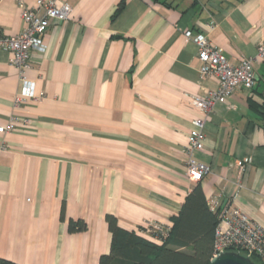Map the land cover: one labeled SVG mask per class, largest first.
Returning a JSON list of instances; mask_svg holds the SVG:
<instances>
[{"label": "crops", "instance_id": "0c3cea01", "mask_svg": "<svg viewBox=\"0 0 264 264\" xmlns=\"http://www.w3.org/2000/svg\"><path fill=\"white\" fill-rule=\"evenodd\" d=\"M36 0H25L33 4ZM46 51L20 92L12 53L0 51V257L19 264H99L114 215L129 230L172 227L193 185L209 205L239 207L264 227V62L252 88L218 102L205 125L210 165L187 175L194 97L218 87L201 72L204 34L233 63L264 41V0H60ZM25 27L15 0H0V32ZM241 161V167L238 162ZM82 219L85 230H69Z\"/></svg>", "mask_w": 264, "mask_h": 264}, {"label": "built area", "instance_id": "2783aa9c", "mask_svg": "<svg viewBox=\"0 0 264 264\" xmlns=\"http://www.w3.org/2000/svg\"><path fill=\"white\" fill-rule=\"evenodd\" d=\"M21 10L25 23L22 31L16 34L0 32V51L12 53V63L19 70L20 92L15 97V104L27 98H36L35 82L27 76V72L37 61V54L46 51V37L49 26L56 20H67L72 14V6L60 0H36L28 4L25 0H15ZM198 45V58L201 72L215 75L219 79L218 87L201 96L194 97L193 104L199 116L193 120L188 135L186 151L188 154L187 175L191 182L201 181L210 172V165L196 157V153L205 149V125L208 115L218 102H226L228 97L239 87L252 89L256 85V66L264 62V41L257 47V53L245 57L238 63L230 61L223 49L211 42L204 34L195 38ZM15 127L14 121L0 125V133H8ZM238 164L242 167L241 161ZM216 207V201L210 203ZM219 224L215 230L213 256L223 251L239 249L245 255L257 256L264 264V227L252 221L239 207L225 206L219 213ZM170 227L153 224L144 229V233L163 241Z\"/></svg>", "mask_w": 264, "mask_h": 264}, {"label": "trees", "instance_id": "16d2710c", "mask_svg": "<svg viewBox=\"0 0 264 264\" xmlns=\"http://www.w3.org/2000/svg\"><path fill=\"white\" fill-rule=\"evenodd\" d=\"M219 213L209 205L198 182L189 192L168 236L161 237L163 241L145 234L143 227L126 229L114 215H108L111 246L108 253L101 255L99 264H210ZM86 227L82 219L69 221V230L81 231ZM233 251L244 254L239 249ZM251 258L262 264L256 255ZM0 264L19 263L0 257Z\"/></svg>", "mask_w": 264, "mask_h": 264}, {"label": "water", "instance_id": "95a60500", "mask_svg": "<svg viewBox=\"0 0 264 264\" xmlns=\"http://www.w3.org/2000/svg\"><path fill=\"white\" fill-rule=\"evenodd\" d=\"M210 264H257L250 256L238 251H223L213 256Z\"/></svg>", "mask_w": 264, "mask_h": 264}]
</instances>
